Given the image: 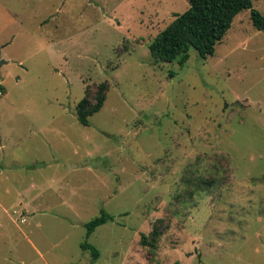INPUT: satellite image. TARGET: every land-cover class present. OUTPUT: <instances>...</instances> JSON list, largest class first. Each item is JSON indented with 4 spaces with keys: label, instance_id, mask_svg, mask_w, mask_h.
I'll return each mask as SVG.
<instances>
[{
    "label": "rangeland",
    "instance_id": "rangeland-1",
    "mask_svg": "<svg viewBox=\"0 0 264 264\" xmlns=\"http://www.w3.org/2000/svg\"><path fill=\"white\" fill-rule=\"evenodd\" d=\"M188 6L0 0V264H264V33L244 10L213 56L154 61Z\"/></svg>",
    "mask_w": 264,
    "mask_h": 264
},
{
    "label": "trees",
    "instance_id": "trees-1",
    "mask_svg": "<svg viewBox=\"0 0 264 264\" xmlns=\"http://www.w3.org/2000/svg\"><path fill=\"white\" fill-rule=\"evenodd\" d=\"M187 10L176 15L174 20L162 30L150 43L149 53L156 62L172 63L177 61L183 67L189 59V50L194 49L202 59L213 56L215 46L224 38L234 18L242 11H249L252 26L264 33V16L252 7L251 0H187ZM107 84L96 87L91 104L87 97L76 107L77 120L83 126H89V117L100 111L106 96ZM113 217L104 210L100 215L85 224L86 237L94 230L112 221ZM141 242H145L144 235ZM82 250L90 251L92 261L99 257V251L87 242L80 245Z\"/></svg>",
    "mask_w": 264,
    "mask_h": 264
},
{
    "label": "water",
    "instance_id": "water-1",
    "mask_svg": "<svg viewBox=\"0 0 264 264\" xmlns=\"http://www.w3.org/2000/svg\"><path fill=\"white\" fill-rule=\"evenodd\" d=\"M4 62L3 61H1V59H0V66L3 64Z\"/></svg>",
    "mask_w": 264,
    "mask_h": 264
}]
</instances>
